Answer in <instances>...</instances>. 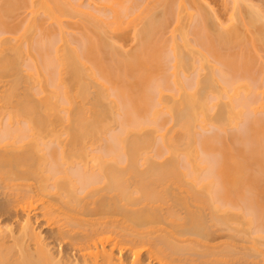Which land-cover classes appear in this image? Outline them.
<instances>
[{
	"label": "bare ground",
	"instance_id": "bare-ground-1",
	"mask_svg": "<svg viewBox=\"0 0 264 264\" xmlns=\"http://www.w3.org/2000/svg\"><path fill=\"white\" fill-rule=\"evenodd\" d=\"M97 1L0 0V264H264V3Z\"/></svg>",
	"mask_w": 264,
	"mask_h": 264
},
{
	"label": "rangeland",
	"instance_id": "rangeland-1",
	"mask_svg": "<svg viewBox=\"0 0 264 264\" xmlns=\"http://www.w3.org/2000/svg\"><path fill=\"white\" fill-rule=\"evenodd\" d=\"M72 1L76 2V0H72ZM79 1H81V2H80V5L82 4L83 6L81 5V7H83L84 9H85L86 6H88L87 8L90 7V9H93L94 12H96V13H101V12H99L100 10H97V8H98V6H99L100 4L97 5L96 3H100L99 1L95 0V2H94V0H91V1H93V2L95 3V4H94L93 2L91 3L90 0H89L90 2H88V0H78V4H79ZM82 1H83V2H82ZM251 1H252V0H251ZM253 1H255L254 3H258V5H259L260 2H261V4H260L261 6H262V4L264 3V0H253ZM87 4H90V6L87 5ZM263 6H264V4H263ZM263 6H262V7H263ZM94 7H95V8H94ZM96 7H97V8H96ZM216 8H218V7L214 6V9H215V10H216ZM95 9H96V10H95ZM98 9H102V8H100V6H99ZM217 10H220V12H219V11H216L218 15L215 13V14L217 15V17H218V20H219V21L221 20V21H220L221 24H224V25H225V24H226L225 22H227L226 20H228L227 17H229V16H228L229 13H227L228 15H225L226 13H224V12H225L226 10L223 11V12H222V10H224V9H217ZM97 11H98V12H97ZM218 12H219V13H218ZM226 12H228V10H227ZM23 14L26 15V13L23 12V13L21 14V18H23V17L25 16V15L23 16ZM219 17H220V19H219ZM222 22H223V23H222ZM171 24H173V23L170 22V24H168V25H171ZM227 24H228V23H227ZM171 26H172V25H171ZM166 30H168V26H167ZM170 30H171V29H170ZM166 33H167V31H166ZM168 34H169V33H168ZM129 41H130V42H129ZM129 41H128V43H126L127 41L125 42L126 44H124V45H126V46L123 47V50H124V51H125V49H126V50L132 49V48H134V46H135V42H134V41H131V40H129ZM122 45H123V43H122ZM32 218L36 219L35 216H33V214H32ZM34 219H33V220H34ZM38 225H39V224H36V223H35V226H37L38 230H40V229L42 230V231H41V230H40V231L42 232L43 236L45 235V237H49V236L52 234V231H51V230H50V231H51V232H50V231H48L49 229H47V228L40 227V226H39V227H40V228H39ZM47 231H48V232H47ZM48 233H49V234H48ZM48 239H49V238H48ZM69 249H70V248H69ZM69 249H68L67 251H69ZM70 250H71V249H70ZM67 253H68V252H67ZM69 254H70V255L72 254V255H73V256H72L73 258H74V257H77V256H74V255L77 254V253H75L74 250H73V251H69Z\"/></svg>",
	"mask_w": 264,
	"mask_h": 264
}]
</instances>
